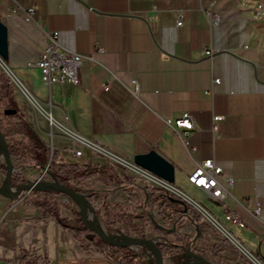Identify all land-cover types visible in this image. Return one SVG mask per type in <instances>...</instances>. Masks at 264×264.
<instances>
[{
    "label": "crops",
    "instance_id": "0c3cea01",
    "mask_svg": "<svg viewBox=\"0 0 264 264\" xmlns=\"http://www.w3.org/2000/svg\"><path fill=\"white\" fill-rule=\"evenodd\" d=\"M15 1L33 6L37 22L25 20L21 11L11 13L13 0H0V19L8 29V68L66 129L61 130L91 144L77 145L82 154L74 157L72 141L50 132L51 123L37 117L31 125L50 150L80 165L109 164L103 156L129 165L126 160L133 155L155 149L174 167L172 185L219 221L243 255L264 264V21L253 17L264 0ZM206 9L219 16L217 23L208 24ZM179 11L183 18L178 26ZM45 30H56L63 47L83 55L77 84L42 83L32 63L44 49ZM203 47L218 51L208 57ZM1 64L0 59V70ZM184 111L194 125L188 149L165 123ZM205 159L221 167L217 178L222 184L233 179L222 201L187 180V173ZM28 167L42 168L36 163ZM86 182V192L113 202V188ZM256 205L260 210L253 215ZM226 210L243 225L226 221ZM192 227L190 235L185 232L189 237L195 233ZM218 256L223 264L247 263L227 259L226 252ZM0 264L118 263L98 248L84 249L55 218H44L40 207L19 198L0 200Z\"/></svg>",
    "mask_w": 264,
    "mask_h": 264
},
{
    "label": "trees",
    "instance_id": "16d2710c",
    "mask_svg": "<svg viewBox=\"0 0 264 264\" xmlns=\"http://www.w3.org/2000/svg\"><path fill=\"white\" fill-rule=\"evenodd\" d=\"M6 110L14 112L6 113ZM0 133L7 143L11 157L16 158L20 165L32 166L36 163L42 167L47 166L45 178L77 191L83 190L81 184L86 180L110 186V189L123 188L127 200L119 203L101 200L103 215L100 216V209H97V219L104 218L107 223H119L121 230L132 231L138 237H143L147 231L154 232L160 238L164 237V240L156 242L163 257L178 254L186 245L187 250L193 249L213 264H223L220 256L215 257L221 252H226L229 260L244 259L246 264H253L231 241L222 237L195 206L167 189L155 185H139L128 175L119 173L112 163L80 165L60 158L58 150L51 151L31 125L24 111L19 108L11 79L3 69L0 70ZM0 168L6 174L5 164ZM26 181L18 172L11 175L12 186H18ZM41 192V197L27 193L23 200L40 207L44 218H55L59 224L71 231L75 238L85 233L95 241L96 247L103 254L118 264H148L139 259L130 246H115L103 241L85 225L78 211L73 210L70 217L64 216L62 208H70V205L55 199L57 191L43 189ZM94 197H97L96 193L89 194L90 199ZM154 207L162 223L157 222L151 215ZM184 221L194 226L195 233L192 237L187 233L175 234L180 223ZM81 245L86 248V244Z\"/></svg>",
    "mask_w": 264,
    "mask_h": 264
},
{
    "label": "built area",
    "instance_id": "2783aa9c",
    "mask_svg": "<svg viewBox=\"0 0 264 264\" xmlns=\"http://www.w3.org/2000/svg\"><path fill=\"white\" fill-rule=\"evenodd\" d=\"M14 5L10 8V12L14 13L17 11H21L24 15V19L27 21H36L34 18V7H23L15 0ZM205 16L207 18L208 24L212 25L219 21V16L215 13H212L210 9L205 10ZM154 16H151L153 18ZM253 17L256 19H261L264 21V5L258 3L253 10ZM183 15L181 11L177 13L176 24L179 26L182 24ZM45 35V46L40 54V56L32 63L35 67H37L40 71V78L44 85L50 86L52 84H59L63 82H68L72 84L78 83L77 71L79 66L81 65L83 55L80 53H76L74 51L68 50L63 47L58 41V32L56 30L44 31ZM203 53L208 57L215 52L217 49L203 47ZM219 79H214L215 82H218ZM133 88L131 92L135 94L138 91L137 82L135 79L132 80ZM104 90L108 89V86L105 85ZM208 92V91H207ZM222 116H214V120L221 119ZM165 123L173 129L176 136L181 140L183 145L188 149L189 145V130L194 127L193 119L189 112L184 111L179 113L173 118H169L165 120ZM65 132V131H64ZM73 132V131H72ZM69 137L70 141H72L71 150L74 157L81 156V148L77 145L90 147L91 144L86 140L81 138L76 133V137L70 136L67 132H65ZM133 164V163H132ZM134 165V164H133ZM147 175H143L149 180H152L151 177L157 179L158 181H153L158 186H161L177 197L182 198L188 203L195 206L208 220L213 227L222 235V237L231 241L235 247L239 251H244L239 242L232 237V235L217 221L215 218L210 216L207 211H205L201 207H197L196 203L190 198L183 195V193L174 187L172 184L164 181L163 179L153 175L151 172L134 165ZM46 168L47 166L42 167V175L46 177ZM222 169L219 165H217L213 159H205L202 162H198L195 164V167L187 173V180L196 187L201 188L212 200L222 201V199L228 194V187L232 185L233 179L231 177L225 178V184H222L217 176L220 175ZM142 175V174H141ZM41 176L38 178L40 179ZM260 207L256 205V207L251 211V214L257 215L259 213ZM224 218L226 221H229L233 224L243 225L242 220L231 210H226L224 213ZM157 242V241H156ZM251 259V258H250ZM257 261L250 260L253 264H262L258 259L254 258ZM153 257L150 259V264H152Z\"/></svg>",
    "mask_w": 264,
    "mask_h": 264
},
{
    "label": "rangeland",
    "instance_id": "374dc122",
    "mask_svg": "<svg viewBox=\"0 0 264 264\" xmlns=\"http://www.w3.org/2000/svg\"><path fill=\"white\" fill-rule=\"evenodd\" d=\"M13 74L15 75L14 72H13ZM11 84H12V88L15 92V97L18 100V104L21 107V109L25 112V114L27 115L29 122L32 124V123H34L35 118L40 117L43 121H45L46 123H49V120L47 118V114L45 113L44 109L40 105H38L36 103V101H34V99H32L31 97L28 98L23 94L21 89L18 87L14 77H13V79H11ZM49 127H50V132H53V133L57 132V133L66 135V137L70 139V137L63 130H61L59 127L52 125V124H50ZM103 157L106 158L105 159L106 161H109L110 163H112L119 173L128 175L137 184H139V185H147L148 184V185H155V186L159 185V184L153 182L152 180H149L146 177H144L143 175H141L142 173H139V172L133 170L132 167L130 165H128L126 162L124 163L121 160V158H119V157L113 158L111 156H103ZM123 160H125V159H123ZM11 161H12V165H13V172H18L27 181H34V180L38 179L40 176H41L40 179H49V178H45L42 175V168L39 172H37L28 166L20 165V163L18 162V160L16 158L12 157ZM126 161H128V163L132 164V160H126ZM2 164H5V159H4L3 152L1 151L0 152V167ZM4 180H5V173L2 172L1 168H0V185H2L4 183ZM91 181H93V180H91ZM175 184H176V182H175ZM81 185L83 186L82 187L83 190L80 192L85 196V199H86L85 206H86V210L89 214L88 220L90 222H95L100 228L103 227L101 229L104 230L107 234H109L111 236H115L118 238H122L124 235L136 236L132 231L125 232V231L121 230L119 223H107L104 220V218L97 219V216H96V210L97 209H100V216L103 215V207L101 205V199L97 198L99 196L98 194H96L97 197H94L93 199L89 198L90 193L85 191L86 186H89L88 182L85 181ZM181 188H182L181 189L182 191L189 194L195 200H197L199 202L202 201L199 197H196L195 195L188 193L187 189L183 185L181 186ZM29 193L35 197H41L42 196V192L40 189H32ZM61 193L62 192L57 191V193L55 194V199H57L60 202H66L70 205V208H64V207L62 208V214L64 216L70 217L71 212L73 210L78 211V205L70 197H68L65 194H61ZM20 198H22V197H20ZM110 199H112L113 202L119 203L122 201H126L127 196L123 192V190H121L120 188H115V189L113 188V193H112V196ZM0 200L4 201V203H9L12 201L11 199L3 196L2 194H0ZM138 211L139 210H137V212ZM151 215L154 216V218L156 219L157 222L162 223V219L158 215L156 207L152 208ZM220 222H222V221H220ZM185 232H188L189 235H190V233L193 232L192 225L187 221H184L179 225L175 234L181 235V233H185ZM144 237L151 238L154 241L164 240V237L160 238L154 232H150V231H147L145 233ZM76 239L78 240V242L80 244L81 243L86 244L85 249H94V248L97 249L98 248V247H96L95 241L93 239H91L88 235H86L85 233H81L79 235V237H76ZM130 247L135 251V254L137 255V257L139 259L150 264V259L153 257L152 264H155V258H154V255L152 253V250L149 246H147L146 244H138V245H131ZM191 251L194 252L193 249ZM248 256L252 260L257 261L254 259V257H251L250 255H248ZM187 259H192V257L190 256L189 251L187 250V247L185 246L178 252V254H174V255H171L168 257H163V262H164L163 264H183V261L187 260Z\"/></svg>",
    "mask_w": 264,
    "mask_h": 264
},
{
    "label": "water",
    "instance_id": "95a60500",
    "mask_svg": "<svg viewBox=\"0 0 264 264\" xmlns=\"http://www.w3.org/2000/svg\"><path fill=\"white\" fill-rule=\"evenodd\" d=\"M0 59L4 64L3 70L7 72L10 79H13L12 74L7 69L8 62V29L7 26L0 19ZM14 112V110H6V113ZM0 150L3 152L5 159V180L0 185V194L11 199L16 200L24 197L32 189H50L60 191L74 200L78 205V212L85 223V225L94 231L103 241L115 246H131L138 244H146L152 250L155 258V264H163V256L156 241L148 237H138L131 235H124L122 238L111 236L102 230L95 222H90L85 216V196L74 188L62 184L51 179H36L34 181H27L18 186L11 185V175L13 173V165L11 155L9 153L7 143L0 133ZM50 159V158H49ZM132 163L139 166L153 175L163 179L164 181L172 184L174 182V167L165 157L158 153L155 149H150L145 153L135 154L132 157ZM189 251V250H188ZM192 259H187L183 264H213L209 259L199 255L195 251H189Z\"/></svg>",
    "mask_w": 264,
    "mask_h": 264
},
{
    "label": "bare ground",
    "instance_id": "6f19581e",
    "mask_svg": "<svg viewBox=\"0 0 264 264\" xmlns=\"http://www.w3.org/2000/svg\"><path fill=\"white\" fill-rule=\"evenodd\" d=\"M7 69L10 71V73L12 74V76L14 77V79H15V81H16V83H17V85H18V87L21 89V91L23 92V94L26 96V97H28V98H32V96H31V94L28 92V90H27V88L20 82V80L13 74V72H12V70L10 69V68H8L7 67ZM47 118H48V120H49V122L51 123V124H53V125H55V126H57V127H59L60 129H63V130H66V129H64V127H62V126H60L58 123H56L54 120H53V118L52 117H50L49 115H47ZM0 152H1V150H0ZM115 156H113V158H114ZM129 165L132 167V169L133 170H135V171H137V172H139V173H142V175H147L146 173H144L143 171H141L140 169H138L137 167H135L133 164H130L129 163ZM153 177H151V179H152ZM153 179H155V178H153ZM156 181H158L157 179H155ZM154 181V180H153ZM85 216H86V218L87 219H89V214H88V212H87V210H86V206H85ZM92 216V215H91ZM91 220V219H90ZM92 221V220H91ZM100 224V223H99ZM101 226V225H100ZM101 228H103V227H101ZM162 263H164V262H162Z\"/></svg>",
    "mask_w": 264,
    "mask_h": 264
}]
</instances>
